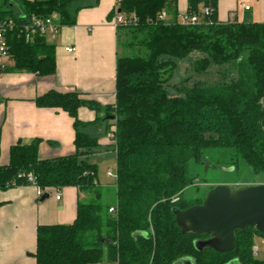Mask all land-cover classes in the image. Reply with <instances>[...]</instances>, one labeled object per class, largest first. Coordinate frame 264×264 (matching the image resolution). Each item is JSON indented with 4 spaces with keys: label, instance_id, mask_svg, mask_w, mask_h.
Listing matches in <instances>:
<instances>
[{
    "label": "trees",
    "instance_id": "16d2710c",
    "mask_svg": "<svg viewBox=\"0 0 264 264\" xmlns=\"http://www.w3.org/2000/svg\"><path fill=\"white\" fill-rule=\"evenodd\" d=\"M19 1V13L12 0L0 4V22L16 25L5 34L13 65L0 74L52 77L56 47L38 33L28 40L24 25L33 16L57 15L62 27L75 26L78 0ZM188 3L187 14H198L203 4L212 15L203 24L186 26L178 21V0L120 2L119 10L135 14L139 25L117 30L125 54L117 59L115 105L104 109L114 117L107 129L116 152L114 204L103 205L97 167L89 162L100 143L85 130L102 118L87 124L78 117L83 107L100 114V105L76 91H50L36 98L37 107L61 109L74 119L76 151L43 160L40 139L14 145L9 163L0 164V190L31 186L32 176L44 195L75 187L83 198L72 224L37 228L34 264H177L186 259L194 264H264L253 254L260 235L254 228L236 234L232 252H200L195 242L206 237L185 234L176 222L175 210L201 205L212 190L201 199L185 198L197 185L193 166L211 158L233 172L245 165L264 184V23L220 22L218 0ZM164 11L171 21L159 20ZM193 53L201 55L192 63L195 72L217 69L219 80L214 85L185 80L174 86L181 96L170 95L178 62Z\"/></svg>",
    "mask_w": 264,
    "mask_h": 264
},
{
    "label": "crops",
    "instance_id": "0c3cea01",
    "mask_svg": "<svg viewBox=\"0 0 264 264\" xmlns=\"http://www.w3.org/2000/svg\"><path fill=\"white\" fill-rule=\"evenodd\" d=\"M119 0H78L79 11L76 25L63 27L48 42L56 47V74L38 77L33 74L15 73L0 75V164L9 163L11 148L40 139L39 156L43 160L70 156L76 151L74 119L61 109L39 108L36 98L50 91H76L86 100L102 108L100 114L83 107L79 110L80 121L91 125L85 132L92 136L97 130L106 137H98L100 147L89 157L107 154L112 147L108 138V117L104 109L116 102V69L119 52V34L113 26L114 11ZM188 0H178V21L188 11ZM246 7H250L246 10ZM203 10V4L200 5ZM173 19L166 17L167 22ZM217 19L220 22L264 23V0H218ZM67 48L75 49L69 53ZM11 59L6 66L11 67ZM104 119V120H103ZM114 120V119H113ZM115 127H111V131ZM104 150V151H103ZM103 151V152H102ZM110 152V151H108ZM97 167V166H96ZM98 185L106 189L100 181ZM116 191V187H115ZM53 191L42 201L34 186L0 190V264H34L33 254L37 245V228L42 225H70L77 216L80 198L75 187ZM256 246V244H255Z\"/></svg>",
    "mask_w": 264,
    "mask_h": 264
},
{
    "label": "water",
    "instance_id": "95a60500",
    "mask_svg": "<svg viewBox=\"0 0 264 264\" xmlns=\"http://www.w3.org/2000/svg\"><path fill=\"white\" fill-rule=\"evenodd\" d=\"M47 198L49 195H44L41 200ZM174 214L177 225L185 234L206 237L195 242L198 251L212 249L229 253L236 247L238 232L254 228L264 236V184L218 185L207 193L201 205L184 211L175 210ZM178 264L194 263L192 259H186Z\"/></svg>",
    "mask_w": 264,
    "mask_h": 264
},
{
    "label": "rangeland",
    "instance_id": "374dc122",
    "mask_svg": "<svg viewBox=\"0 0 264 264\" xmlns=\"http://www.w3.org/2000/svg\"><path fill=\"white\" fill-rule=\"evenodd\" d=\"M12 1L14 2L13 10L15 11V13L21 12V9H19L20 1L19 0H12ZM1 3L2 0H0V4ZM123 39L125 38H122L121 41H123ZM123 48H124L123 46L122 48L119 47L120 56H123L125 54L124 53L125 49ZM199 58H201V55L199 53H193L191 56L182 59L178 62L177 69L174 72V75L171 79L170 87L168 89L170 95L181 96L176 92L174 86L181 84L185 80H188L189 84L191 85L196 81H203L208 85H214L219 80L217 69H210V71L204 75H198L195 72L192 63ZM106 116L107 115L105 114L104 117ZM109 122H113V120ZM94 135H96V137H106L105 132L100 130H97V132L94 133L93 136ZM108 138L110 137L108 136ZM104 153L107 154H102L94 158L93 160L94 162H96L100 181L103 182V186L104 188H106L103 189L102 203L103 205L107 206L115 203V198H116L115 187H116L117 178L116 176L113 177L109 176V172L111 171L115 175L117 172V168H116L117 164H116V155L113 153L112 147L109 149H105ZM217 161L218 159L211 158L209 159V161H207V164H204L202 166H193L192 174L194 177L198 179L197 185L195 187L189 188L185 192L186 199H196V198L201 199L203 198L205 192L209 191L210 189H214L218 185H231L234 187H237L242 184L261 185V182L263 181L262 176H256L252 172V170L245 165H243L239 171L233 172L232 170H225L222 167H220ZM83 201L86 203L89 202V197H85ZM255 244L260 249V254L258 258L263 260L264 238L260 235H256Z\"/></svg>",
    "mask_w": 264,
    "mask_h": 264
},
{
    "label": "built area",
    "instance_id": "2783aa9c",
    "mask_svg": "<svg viewBox=\"0 0 264 264\" xmlns=\"http://www.w3.org/2000/svg\"><path fill=\"white\" fill-rule=\"evenodd\" d=\"M121 0L118 1V7L114 11V16L112 20L113 26L118 30L121 27H135L139 25V19L135 14L132 15H124L119 10ZM246 10H249L250 7H246ZM212 15V10L209 7H204L198 14L189 15L185 13L181 15L180 18L182 20V24L189 25H200L206 22V18ZM168 16L167 12L164 11L159 15V20L165 21ZM15 23L13 20L0 22V71H2L6 66V61L9 60V52H8V43L7 38L5 36L8 29L15 28ZM62 26L60 25L59 17L57 15H53L51 17H37L33 16L28 20V23L24 25V29L29 32L27 35V39H30V36L33 34H40L41 36H45L47 38L56 37L60 34L62 30ZM67 52L75 53V49L67 48ZM3 75V74H0ZM261 105L264 109V98L261 100ZM111 139L114 138L113 135H109ZM109 176L113 177V172H109ZM31 186H34L37 189L38 197L42 198L44 196V192L36 186L35 180L32 176H30ZM57 200H60V191L57 192ZM179 201V198H174L173 202L176 203ZM115 208H110L109 213L115 214ZM253 254L255 257H258L260 254V249L256 245L253 247Z\"/></svg>",
    "mask_w": 264,
    "mask_h": 264
}]
</instances>
